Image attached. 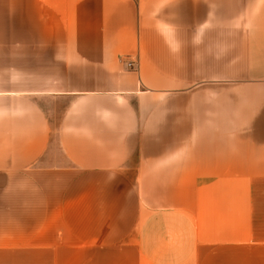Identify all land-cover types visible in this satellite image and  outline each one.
<instances>
[{"label":"crops","instance_id":"0c3cea01","mask_svg":"<svg viewBox=\"0 0 264 264\" xmlns=\"http://www.w3.org/2000/svg\"><path fill=\"white\" fill-rule=\"evenodd\" d=\"M0 264H264V0H0Z\"/></svg>","mask_w":264,"mask_h":264},{"label":"built area","instance_id":"2783aa9c","mask_svg":"<svg viewBox=\"0 0 264 264\" xmlns=\"http://www.w3.org/2000/svg\"><path fill=\"white\" fill-rule=\"evenodd\" d=\"M136 66V61H131L128 63L129 68H134Z\"/></svg>","mask_w":264,"mask_h":264},{"label":"rangeland","instance_id":"374dc122","mask_svg":"<svg viewBox=\"0 0 264 264\" xmlns=\"http://www.w3.org/2000/svg\"><path fill=\"white\" fill-rule=\"evenodd\" d=\"M61 109L57 108V116L60 114Z\"/></svg>","mask_w":264,"mask_h":264}]
</instances>
